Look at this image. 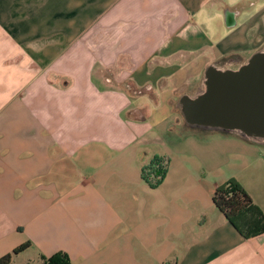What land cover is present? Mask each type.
I'll return each mask as SVG.
<instances>
[{
  "label": "crops",
  "instance_id": "1",
  "mask_svg": "<svg viewBox=\"0 0 264 264\" xmlns=\"http://www.w3.org/2000/svg\"><path fill=\"white\" fill-rule=\"evenodd\" d=\"M262 47L264 0H0V258L264 264V144L176 107ZM230 178L238 227L212 200Z\"/></svg>",
  "mask_w": 264,
  "mask_h": 264
},
{
  "label": "water",
  "instance_id": "2",
  "mask_svg": "<svg viewBox=\"0 0 264 264\" xmlns=\"http://www.w3.org/2000/svg\"><path fill=\"white\" fill-rule=\"evenodd\" d=\"M202 81L203 89L176 103L185 123L264 144V47L234 70L208 65Z\"/></svg>",
  "mask_w": 264,
  "mask_h": 264
},
{
  "label": "trees",
  "instance_id": "3",
  "mask_svg": "<svg viewBox=\"0 0 264 264\" xmlns=\"http://www.w3.org/2000/svg\"><path fill=\"white\" fill-rule=\"evenodd\" d=\"M162 162L156 158L153 163ZM155 175H161V179L155 183H151L148 178L151 175L145 168L142 171L143 179L152 186L158 185L165 174V166L162 170L154 172ZM213 203L215 207L223 214V216L238 227L236 224V218L243 212L253 209V202L250 195L243 188V186L234 178H230L227 181L219 184L213 193ZM27 246H20L11 252L0 258V264H10L12 256L23 251ZM48 264H70L69 259L64 253H56L47 260Z\"/></svg>",
  "mask_w": 264,
  "mask_h": 264
},
{
  "label": "built area",
  "instance_id": "4",
  "mask_svg": "<svg viewBox=\"0 0 264 264\" xmlns=\"http://www.w3.org/2000/svg\"><path fill=\"white\" fill-rule=\"evenodd\" d=\"M164 166H165L164 162H157V163H152L150 167L147 168V171L151 173V175H149L148 178V180L151 183H155L161 179V175L158 174L155 175L154 172L158 171L159 169L162 170Z\"/></svg>",
  "mask_w": 264,
  "mask_h": 264
}]
</instances>
